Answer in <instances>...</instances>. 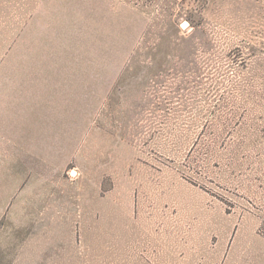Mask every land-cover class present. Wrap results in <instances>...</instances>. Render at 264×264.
I'll use <instances>...</instances> for the list:
<instances>
[{"label": "rangeland", "instance_id": "obj_1", "mask_svg": "<svg viewBox=\"0 0 264 264\" xmlns=\"http://www.w3.org/2000/svg\"><path fill=\"white\" fill-rule=\"evenodd\" d=\"M0 264H264V0H0Z\"/></svg>", "mask_w": 264, "mask_h": 264}, {"label": "water", "instance_id": "obj_2", "mask_svg": "<svg viewBox=\"0 0 264 264\" xmlns=\"http://www.w3.org/2000/svg\"><path fill=\"white\" fill-rule=\"evenodd\" d=\"M181 26L184 28V27L187 26V23L185 22V23H183Z\"/></svg>", "mask_w": 264, "mask_h": 264}, {"label": "bare ground", "instance_id": "obj_3", "mask_svg": "<svg viewBox=\"0 0 264 264\" xmlns=\"http://www.w3.org/2000/svg\"><path fill=\"white\" fill-rule=\"evenodd\" d=\"M74 174V173H73Z\"/></svg>", "mask_w": 264, "mask_h": 264}]
</instances>
